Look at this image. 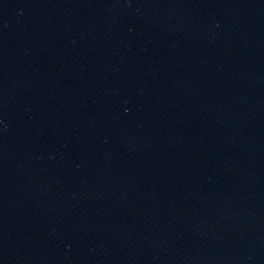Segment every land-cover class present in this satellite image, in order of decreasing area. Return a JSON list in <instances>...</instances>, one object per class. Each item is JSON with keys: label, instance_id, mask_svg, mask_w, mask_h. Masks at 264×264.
<instances>
[{"label": "water", "instance_id": "95a60500", "mask_svg": "<svg viewBox=\"0 0 264 264\" xmlns=\"http://www.w3.org/2000/svg\"><path fill=\"white\" fill-rule=\"evenodd\" d=\"M0 264H264V0H0Z\"/></svg>", "mask_w": 264, "mask_h": 264}]
</instances>
